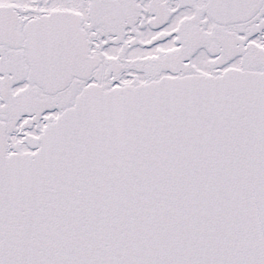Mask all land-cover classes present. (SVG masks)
I'll list each match as a JSON object with an SVG mask.
<instances>
[{
	"label": "snow or ice",
	"instance_id": "6c2138e0",
	"mask_svg": "<svg viewBox=\"0 0 264 264\" xmlns=\"http://www.w3.org/2000/svg\"><path fill=\"white\" fill-rule=\"evenodd\" d=\"M0 264H264V0H0Z\"/></svg>",
	"mask_w": 264,
	"mask_h": 264
}]
</instances>
